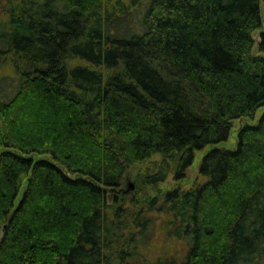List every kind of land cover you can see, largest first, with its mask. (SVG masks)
I'll list each match as a JSON object with an SVG mask.
<instances>
[{
  "label": "trees",
  "instance_id": "16d2710c",
  "mask_svg": "<svg viewBox=\"0 0 264 264\" xmlns=\"http://www.w3.org/2000/svg\"><path fill=\"white\" fill-rule=\"evenodd\" d=\"M156 219L264 258V0H0V264H130Z\"/></svg>",
  "mask_w": 264,
  "mask_h": 264
},
{
  "label": "rangeland",
  "instance_id": "374dc122",
  "mask_svg": "<svg viewBox=\"0 0 264 264\" xmlns=\"http://www.w3.org/2000/svg\"><path fill=\"white\" fill-rule=\"evenodd\" d=\"M258 30L253 32L255 39L257 38ZM262 108L257 110V114L253 119L250 118H241L233 120L232 127L230 129L228 138L221 142L216 143L215 145H207L201 150L195 152L194 159L191 165L187 169L186 178L184 180V187H189L192 182L198 181L202 182L205 178L198 174L197 168L201 156L204 152L210 147H219V148H229L232 149L235 147L236 133L237 129L244 123H253L256 121L257 116L260 114ZM140 165H134L130 167L126 175L124 176L121 188L125 191L134 192L136 188V173L139 170ZM173 181L171 180V175L168 176L167 180L164 181L161 185L168 187L172 185ZM147 193H152L150 189L147 190ZM152 229L149 231L152 234L149 235V239L145 245L138 246V253L133 257V260L130 264H180L182 256L186 250V244L182 240H177L171 236H168L164 231L159 229V219L153 221ZM264 264V258L258 259V263Z\"/></svg>",
  "mask_w": 264,
  "mask_h": 264
}]
</instances>
